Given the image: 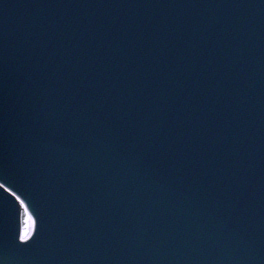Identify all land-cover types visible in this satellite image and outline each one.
I'll use <instances>...</instances> for the list:
<instances>
[{"label": "water", "instance_id": "water-1", "mask_svg": "<svg viewBox=\"0 0 264 264\" xmlns=\"http://www.w3.org/2000/svg\"><path fill=\"white\" fill-rule=\"evenodd\" d=\"M0 184V264H264V0H0Z\"/></svg>", "mask_w": 264, "mask_h": 264}, {"label": "snow or ice", "instance_id": "snow-or-ice-1", "mask_svg": "<svg viewBox=\"0 0 264 264\" xmlns=\"http://www.w3.org/2000/svg\"><path fill=\"white\" fill-rule=\"evenodd\" d=\"M0 187H3L2 184H0ZM6 192L8 191L7 188L4 189ZM10 195H14V193H9ZM17 200H19V197H16ZM21 207H24L23 202H21ZM25 216L27 219L24 221V227L21 229L20 232V243L27 245L28 240L32 236V227H33V221L30 216H28L27 209L25 208Z\"/></svg>", "mask_w": 264, "mask_h": 264}]
</instances>
